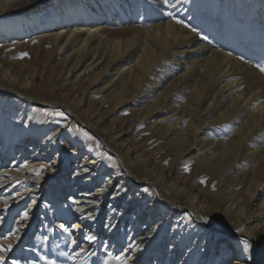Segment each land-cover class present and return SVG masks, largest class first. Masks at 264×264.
Wrapping results in <instances>:
<instances>
[{
    "label": "bare ground",
    "instance_id": "bare-ground-1",
    "mask_svg": "<svg viewBox=\"0 0 264 264\" xmlns=\"http://www.w3.org/2000/svg\"><path fill=\"white\" fill-rule=\"evenodd\" d=\"M24 1L0 0V243H9L3 236L11 225L13 232L25 225L22 238L11 241L7 264H25L35 248L44 256L56 254L53 264H104L103 255L114 252L126 264H222L232 248V256L239 254V237L252 241L255 261L264 264L262 204L250 205V196L245 203L234 192L264 166V145L259 155H248L251 164L241 175L231 177L238 169L221 171L214 191L179 166L188 149L183 150L186 134L197 135L192 124L201 116L195 108L206 111L219 95L255 82L260 91L229 95L223 114L247 116L239 120L234 140L252 136V124L264 119V73L257 68L264 65V0H48L7 15ZM135 21L137 27L128 26ZM191 46L196 50L190 53ZM23 53L28 55L21 58ZM189 53L193 58L182 65L179 80L192 76L188 91L197 107L188 108L192 114L177 136L173 158L160 157L151 144L134 141L138 128L145 129L144 137L154 133L152 123L144 128L142 122L167 100L166 92L150 97L152 102L142 97L149 104L142 115L139 110L132 116L128 107L160 64L186 60ZM232 139L223 140L221 158L236 152ZM209 140L205 146L214 147L215 138ZM41 165L37 177L32 170ZM25 210L31 219L21 222ZM204 216L210 225L203 224ZM238 227L245 229L239 236ZM87 236H95V242ZM83 237L88 246L71 243ZM25 241L21 258L16 250ZM89 253H99L97 262L87 259ZM60 258L64 263H57Z\"/></svg>",
    "mask_w": 264,
    "mask_h": 264
},
{
    "label": "rangeland",
    "instance_id": "rangeland-1",
    "mask_svg": "<svg viewBox=\"0 0 264 264\" xmlns=\"http://www.w3.org/2000/svg\"><path fill=\"white\" fill-rule=\"evenodd\" d=\"M44 1H48V0H25L22 3V5H19L21 7H19V6L18 7L17 6L11 7L10 11L7 12V15L12 16V15H16V14H22V13L30 10L34 6V4H37L38 2H44ZM144 23L145 22H141V25H143ZM137 24L138 23L136 21L130 22V24L128 26L137 27ZM193 47L194 46H191L189 48L190 53L193 51V49L196 50V48H193ZM213 47H215V45H213ZM190 53L186 54L185 58H188L186 60L175 61V62L169 61L167 64H164V65L160 64V66H161V67L159 66L160 68H157L155 70V72H153L151 75H148V79L146 77L148 82H147V84L144 85L145 88L140 92V94L138 96L134 97V99H136V97H139V99H137L136 102L132 103L131 106L128 107L130 109V111H134L132 116L136 115L139 112V110L142 111V112H140L142 115L143 109L147 108L149 105L148 103L145 104L142 102L143 101L141 99L142 97H146L147 101H148L150 97L160 98L166 92V94H167L166 96L168 97L167 100H165V102L162 103V106L159 107V109L157 111H154L153 113H150L151 114L150 116H147V117H149V118H147L148 120H146L145 122H142L143 123L142 125H146V127L142 126L144 128H147V126H149V125H147V123H152V125L154 126V130H153L154 133L153 134L147 133L145 136H148V137H144V134H143V132H141V130L145 131V129H143V128L139 129L138 128V130L135 133L137 140L134 141L136 143L144 142V143L151 144V146H152L151 148L153 149V152H155L160 157L167 156L169 158L170 157L173 158L172 156L175 155V153H176L174 150V145H175L176 141L178 140L177 136H178V134L185 131V128L188 125L187 118L190 114H192L188 108L193 107V106L195 108V106L197 104V102L194 100V98L191 97V92L188 91L189 86L191 84H193V82H194V80L192 79V76L189 75L187 77H184L185 78L184 80H182V79L179 80L181 75L184 74V72H185L183 70L182 65H184L185 61L193 58V56ZM176 58H178V57H176ZM235 58L239 59V66H241V67L245 66L244 60L239 58V53L235 54ZM167 69H170L172 71L167 72ZM97 70H95V72ZM162 75L166 76V78L164 80H163V78L160 79L161 77H163ZM249 76H251V75H249ZM241 78L244 79L243 74L239 75V79H241ZM159 81L161 84H159ZM79 82H81V80ZM126 83H127V81L120 82V84L112 87L110 90L107 89L105 94L109 93L113 89L117 90L120 86L125 85ZM106 84L109 85V82L104 83L102 85H99L98 88L101 89ZM98 88H96V89H98ZM257 89H258V91H260V87L257 86V84L255 82H252L250 84L243 83L238 88H236L235 90L226 92L222 95H219L215 104L212 107L208 108V110L205 111V107L202 108L201 110H198L197 106H196L197 108H195L197 111V115L201 116V119L197 123H193L194 118L191 120L193 123L192 124L193 127H197V135H196L195 139H193L192 133L186 134L188 136V141L186 142V145L183 148V150H185L187 148L188 149H187V153L182 154V156H181L182 158L179 161V166L182 167V169L185 171V166L187 165L188 169H189L188 171L191 174H194L195 176L199 177L198 178L199 182L202 179L205 180L206 183H204V184L206 185V189L208 191H214L216 187H219V181L218 180H219L220 176L222 177L223 171L226 172V170H227L228 174H229V173H231L232 169H238L236 171V173L231 176L232 178H236L237 175L238 176L241 175L245 170L247 171V169H249V168H247L245 166L248 164H251V161L249 160L248 155L252 154L254 152H255L254 154L256 156L259 155L258 151H260L262 145H264V119H262L260 121H255L252 124V128H254L250 132V134L252 136H250L248 138L244 137L242 140H234L235 134L237 132V125L240 124L239 120L241 118H243V121H244L245 119H247V116L245 115L244 117H241V115H240V116H234V117L229 119L228 115L223 114L224 109L226 108V105H224L223 102H225L229 98L228 97L229 95H232L235 98V97H238V95L240 93H243V94H245L247 92H253L254 93ZM150 102H152V101H150ZM108 107H107V109H108ZM171 109H176L177 111H173V113H171L170 112ZM184 109H187V110H184ZM122 112H124V111L120 110L118 113H122ZM122 114H125V113H122ZM139 122L140 121H138V123ZM137 127H139V124H137ZM211 138H215L216 145L214 147L213 146H205V142L210 141L209 139H211ZM230 139H232L230 148L231 149L237 148V150L235 153L232 154L231 157L226 158V159L221 158L219 156V153L221 151V147H225L223 140L229 141ZM216 147H219V149L215 150ZM260 158H258V159H260ZM220 173H222V174L220 175ZM202 176H204V177L202 178ZM255 181H256V183H255ZM262 181H264V166L258 167L255 170L253 178L252 177L251 178L250 177L249 178L248 177L243 178V182L239 183L241 185L238 184V186H235L236 188H235L234 192L236 193L235 198H240L243 201H245V203L247 202L248 197L250 196V200L248 201V203L250 205L255 206L258 204H262L260 211H261V215L264 216V198H261V196H263V193H264V187H263L264 182L262 183ZM261 183H262V185H260ZM255 184H257V185H255ZM255 190H256V192H255ZM252 191L254 193H252L251 194L252 196H251L250 193ZM129 195L130 194L125 193V196L128 197ZM139 199H140V197H139ZM137 201L140 202L141 200H137ZM25 205H26V203H25ZM38 214L40 217V214H43V212L41 211ZM223 217H226V216H223ZM15 218H18V213L15 214ZM37 218H38V216H37ZM39 224L40 223H38V225ZM31 226L32 225L29 224L27 229L28 230L31 229ZM38 227L39 226H37V228ZM12 229H13V225H11V227H10L11 231H12ZM36 231H38V229H36L35 231H32L31 236L28 238V241H30V239L31 240L34 239L35 236H34L33 232H36ZM211 231L213 233H215L214 230H211ZM119 232H122V234L125 235L124 230H121V231L119 230ZM166 234H168L167 231H166ZM47 237H48V235H47ZM82 239L83 240L79 244L75 245V247L78 248V246H80V245H81L80 247H82L84 245V243L86 244L84 237ZM210 239L211 238H209L208 241H210ZM28 241L27 242L25 241L26 243L24 242V244H22L21 246H19L17 248V250H16L17 256L23 257V255H24L23 250H24V247L26 246V244H28ZM216 242L217 241H215V243ZM218 243L220 244V242H218ZM219 244L217 245V247L215 246V248H213L214 249L213 254H215L219 250V248H220ZM223 246L226 249H229L226 247V244L225 245L223 244ZM99 247H98L99 251H101L103 249V246L100 245ZM210 248H211V246L207 247V249H210ZM261 248H263L262 245H261ZM54 249L56 251H58V250L62 251L59 248H57V249L54 248ZM72 249H73V247H72ZM232 249H234V248H232ZM232 249L228 251L227 258L221 262L222 264H224L226 262V260L233 259L232 258V257H234V256H232L233 254H230V252L233 251ZM90 250L91 249H89L88 251H90ZM60 251H58L57 254L62 255V257L66 258V255H64V252L60 253ZM103 254H106L105 250H104ZM117 254H118L117 252H114V254L110 257H108L107 255H103V259L107 258L109 264H119V260L115 259V257L118 256ZM55 255L53 256V253H49V255L44 256V253L42 251L39 252L35 248V252L32 253V257H30V259L27 258L26 259L27 261H25L26 262L25 264H41L42 261H43L42 264H53L54 261H52V260H53V257H55ZM24 257H25V255H24ZM92 258H94V259H92ZM98 258H99V253H96V255H94V257H93V253H92V257H91V253H89V256L87 257V259L90 262H97ZM93 260H95V261H93ZM259 260H260V256H259ZM59 261L63 262L61 259V260H58L57 263H59ZM59 264H61V263H59ZM256 264H263V263H260L258 261V262H256Z\"/></svg>",
    "mask_w": 264,
    "mask_h": 264
},
{
    "label": "snow or ice",
    "instance_id": "snow-or-ice-1",
    "mask_svg": "<svg viewBox=\"0 0 264 264\" xmlns=\"http://www.w3.org/2000/svg\"><path fill=\"white\" fill-rule=\"evenodd\" d=\"M176 23L182 24L183 22L180 20H177ZM183 26L188 27L186 24H184ZM27 55H28L27 53H23L21 58H23ZM257 68H258L259 72L264 73V65H257ZM56 115L57 116H63V113L58 112V113H56ZM83 136L88 140L93 139V137L91 135H89L87 132H83ZM165 164H167V161H165ZM23 167L25 169H27L28 165L25 164V165H23ZM188 170H189L188 166L186 165L185 171H188ZM32 171L37 177H39L41 175V173L44 171V166L41 165L38 169H33ZM200 183L204 184V183H206V181L202 179L200 181ZM145 191H147V189H145ZM17 195H20V194L17 193ZM13 199H15V197H13ZM5 203H7V202H5ZM32 203L35 204L36 201L32 200ZM5 210H7V209H5ZM30 219H31L30 210H25L21 213V215H20L21 222H27ZM201 220L203 221L204 225H210V218L209 217H207V216L201 217ZM24 226L25 225L23 223H21V227H18L16 229V231L13 232V231L9 230L8 234L3 236V240L9 241V243H0V264H7L8 254L10 252H12V250H13V244L11 243V241H19L21 239V235H20L21 228H23ZM75 227L79 228V225H76ZM60 230L62 232H65V233L68 232V229L63 224L60 225ZM244 231H245V229L240 228V227L235 229V232L238 234V236H239V234L243 233ZM85 239H87V241L91 244V243L95 242L96 237L95 236H87V237H85ZM71 243L74 246L77 245V241L75 239H73L71 241ZM239 243L241 245L240 252L238 255L234 256L233 259H235L237 261L243 260L244 264H250V262H251V264H256L255 257L253 255L254 245H253L252 241L245 239L243 237H239ZM129 247H133V245H129ZM82 251H84V250L82 249ZM109 256H111L110 253H109ZM115 259L119 260V264H126L125 258L115 257ZM12 264H15V261H13ZM104 264H109V262L106 260V261H104Z\"/></svg>",
    "mask_w": 264,
    "mask_h": 264
}]
</instances>
